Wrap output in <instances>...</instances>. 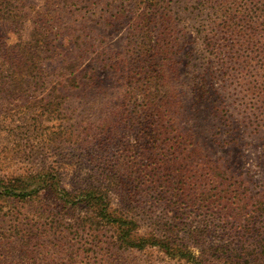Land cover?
Listing matches in <instances>:
<instances>
[{
  "label": "rangeland",
  "instance_id": "374dc122",
  "mask_svg": "<svg viewBox=\"0 0 264 264\" xmlns=\"http://www.w3.org/2000/svg\"><path fill=\"white\" fill-rule=\"evenodd\" d=\"M127 3L0 0V264H229L233 248L241 249L235 264H264L263 114L243 92L231 60L238 52L229 54L225 82L196 40L190 58L179 52L178 68L160 71L131 52L126 17L118 16ZM172 6L185 38L194 37L193 27L209 34L196 0ZM196 65L212 98L227 103L237 144L216 146V121L199 106L188 122L209 162L192 161L182 171L167 147L174 165L153 164V152L175 139L168 128L185 124L175 113L184 110L182 85L189 92L201 80ZM164 91L173 97L171 113L152 118L149 99L155 95L158 104ZM192 147L183 141L181 155L193 159ZM87 199L130 218L132 234L157 236V244L122 249L107 226L82 227Z\"/></svg>",
  "mask_w": 264,
  "mask_h": 264
},
{
  "label": "trees",
  "instance_id": "16d2710c",
  "mask_svg": "<svg viewBox=\"0 0 264 264\" xmlns=\"http://www.w3.org/2000/svg\"><path fill=\"white\" fill-rule=\"evenodd\" d=\"M73 2V0H71ZM174 0H128L125 5H119V15H125L127 21V30L125 38L131 45L133 54L146 55L152 66L158 67L161 71L165 66L178 68V53L188 58L195 52L191 47L194 40L202 45L206 51L207 57L212 56L217 63L219 70L220 81L231 80L228 75L229 67L226 66L229 54H235L231 58L236 65V70L242 76V85L249 94L256 98L260 105V110L263 116L259 120L264 128V0H196L197 10L196 15L202 16V20H209V34L203 28H194V37L185 38V27L179 24L177 13L173 9L172 3ZM213 16L215 17L213 19ZM215 21V27L212 21ZM216 29V38L213 37V29ZM182 33V34H181ZM181 34V37H180ZM185 38V39H184ZM176 57V61L173 59ZM202 57V56H199ZM195 60L200 58L194 57ZM201 60V59H200ZM175 61V62H174ZM23 62V60H22ZM21 62V63H22ZM189 67V64H185ZM200 66V65H199ZM174 68V69H175ZM233 69V68H232ZM187 70V69H186ZM186 70L184 72H186ZM201 80L195 83V87L191 91L186 92L188 85H182V93H180V104L184 106V110H179L175 113L179 119H182V129L170 127L167 133H173L175 139L166 140L164 146L166 149L153 152V164L169 168L174 165V161L166 154L167 147L177 154L182 171L183 168L189 167L192 161L197 164L205 165L209 161H204L197 151L200 147H196L193 142V125L189 124L191 118L198 117V107L203 106L204 114L210 117L212 122L216 121L217 126L214 133H210V137L218 147L227 146L230 142L237 144V138L233 136V123L229 120L227 112V103L212 98L215 94L211 91L212 87L208 85V80L203 73L204 69L197 65L193 68ZM154 73V72H153ZM153 77V76H152ZM150 76V78H152ZM252 77L258 86L250 84L249 78ZM183 83V82H182ZM155 91V88H153ZM150 94V91L149 93ZM155 95L152 94L149 99L150 116L163 120V116L171 113L173 97L169 91H164L162 100H153ZM243 97V96H242ZM163 106L165 113L162 114L159 109ZM186 110V111H185ZM152 126L156 128L153 123ZM151 136L153 137V132ZM183 141H189L192 145V157L181 155L180 146ZM206 147V146H205ZM212 146L208 147L209 149ZM150 154V153H149ZM175 160V161H176ZM217 166V165H216ZM213 167V166H212ZM218 167V166H217ZM214 177L219 179L221 176L218 168L213 167ZM157 167L150 173L151 182L154 181V176L157 174ZM29 195L22 193L21 199ZM97 199H87L85 204L92 210L88 212L80 220L81 226L89 231H98L102 226H107L108 230L116 231L112 244H116L118 248L142 249L147 244H157V236H137L131 233L132 220L122 217H116L104 205L103 201L98 202ZM99 204V205H98ZM241 251V249H240ZM239 250L232 249L229 264L234 263V257H238ZM246 252V251H245ZM264 253V252H263ZM108 262V257L106 258ZM264 260V259H263ZM200 260L196 261L199 264ZM110 264V263H107Z\"/></svg>",
  "mask_w": 264,
  "mask_h": 264
}]
</instances>
